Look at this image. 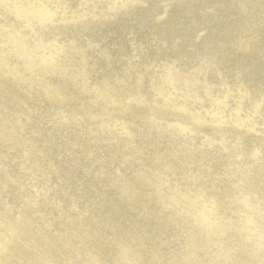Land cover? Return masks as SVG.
<instances>
[{
    "label": "rangeland",
    "instance_id": "rangeland-1",
    "mask_svg": "<svg viewBox=\"0 0 264 264\" xmlns=\"http://www.w3.org/2000/svg\"><path fill=\"white\" fill-rule=\"evenodd\" d=\"M15 1L52 15L26 27ZM74 4L89 7L77 21L60 12ZM0 23L36 55L55 47L70 73L92 56L87 88L38 64L34 91L0 88V264H264V151L222 129L264 135V0H3ZM71 36L78 47L60 52ZM147 57L203 84L184 93L155 77L156 88ZM135 78L136 92L120 90ZM49 95L65 97L59 114ZM143 102L188 113L197 130L149 119ZM246 192L261 210L234 200Z\"/></svg>",
    "mask_w": 264,
    "mask_h": 264
},
{
    "label": "bare ground",
    "instance_id": "bare-ground-1",
    "mask_svg": "<svg viewBox=\"0 0 264 264\" xmlns=\"http://www.w3.org/2000/svg\"><path fill=\"white\" fill-rule=\"evenodd\" d=\"M3 0H0V2ZM58 1V0H56ZM81 3V2H80ZM77 4H79V1L77 2ZM89 7H82V6H76V4L74 5H63L62 9H61V13H63V17L67 18L68 20L71 21H77L80 20L78 19L80 16H82V12L83 10H87ZM9 10V12H12L13 15H15L21 22L22 25L26 26V27H31V21L28 20V18L34 13L36 10L33 8L32 5H30L29 3L27 4H20L17 3V1H15V4L9 6L7 8ZM90 12H95L94 10H91ZM50 15H52V13L50 11L44 12V14H42L41 16H38V14H36L37 17L39 18H43V21L48 20L50 18ZM6 34V35H5ZM70 39H67L65 44H63L61 46V48H59L58 50L62 53L65 54V50L68 49H73V47H78L77 44L73 41L76 40V38H74L73 36L69 37ZM73 39V40H71ZM28 42H30V40H28L27 38H25L24 36H22L18 31H13L9 28L8 25H5L4 23H0V73L3 75V77L8 80V81H12L13 84H9L6 81H1L0 80V88L3 89V91L7 90L9 91V93L11 92V94H13V92L21 93L22 91L19 88H24L27 92L30 91H34L33 89V83L34 80L37 81L38 78H34V75L32 73L31 68H35L38 65H40V67L37 66V69L42 71L43 69L46 71H52L53 74H57L60 75L59 77L63 78L64 80L67 81H71V82H75L78 84L81 83H85V76H86V72L83 70V68H88L86 66L87 63H85V61L89 62V59H91L92 56L89 55V57L84 53L83 58H81L83 60V63L81 64V67H78V70L73 71L72 73H70L67 70V65L69 62H63V61H58L54 60L53 54L56 52L55 47H54V51L48 53L47 55L44 56H39L36 55L35 53H33L32 48L30 47V45L28 44ZM112 42H110L109 48H112ZM141 45V41L140 40H135L134 44L132 45V47H137L139 48ZM120 46H123V42H120ZM238 47L240 48V50L242 52H244L245 54L249 51H251L250 49V44H246L243 43L242 41L240 43H238ZM131 48V47H129ZM133 49V48H131ZM250 49V50H249ZM108 50V49H105ZM248 50V51H247ZM136 53L134 52H128L129 58H135L138 56L139 52L136 51ZM56 53H59L58 51ZM67 57V54L66 56ZM50 59L52 61H50ZM147 59H150V63L147 65L150 68H155V67H159L161 68V70H159V72H156L153 75V79H150V84L152 86H155L156 84V78H159L161 80V83L166 86L169 87L170 89L176 90V91H182L184 93L186 92H190L193 91L196 87L202 85L199 84L198 81H194L192 79H186L184 78V74L182 71H179V69L177 70L178 66L177 63L174 62V64L172 63H164L159 62L156 59L147 57ZM42 65H41V64ZM214 64V62H213ZM78 66V65H77ZM122 68H127L126 66H123ZM202 70V66L200 65L199 71ZM197 73H199L197 71ZM38 76V75H37ZM133 80V84L129 87H121V91H125L128 89V92H134L138 86H139V81L140 79H132ZM42 83V82H41ZM39 84V82L37 83ZM43 86L47 87L45 84L42 83ZM205 86H208L207 84H204ZM44 87V88H45ZM88 84H84V88H87ZM95 87V86H94ZM156 87V86H155ZM156 88H162V87H156ZM105 89H109V87H106ZM132 89V90H131ZM142 90V88H141ZM49 91V90H48ZM54 91L57 93L56 95H60V91L56 89H54ZM98 91V89H97ZM96 92V91H95ZM120 92V91H119ZM136 92V91H135ZM99 93V92H97ZM121 93V92H120ZM122 94V93H121ZM10 95V94H8ZM98 95V94H97ZM13 96V95H12ZM50 96V95H49ZM58 96H54L51 97V99L55 100L56 105H50L55 111V113L59 114L60 112V104L64 101L65 97H62L63 99L58 98ZM218 99L221 102V96H218ZM46 101V100H45ZM258 101L255 103V106L259 107ZM65 102L67 103H71V100H65ZM64 102V103H65ZM27 104V103H26ZM142 105V108H144L145 111L144 114L147 115V117L151 120L157 121V120H163L164 122L167 123H171L174 124L178 127L181 128H189L192 130H197L196 126L194 125L193 122H191L192 118L190 117V115L188 113H184L180 110H174V109H169V108H164L161 106H155V105H148L146 104V102L140 103ZM132 106V102H125V104L119 105V106ZM113 106L115 109H120V107L117 104L111 105ZM248 107V106H247ZM252 107V108H253ZM93 113V112H92ZM173 116L175 117H179L180 119H175ZM164 117V118H163ZM248 121V120H247ZM222 129L230 131L232 130V132L230 133V136L237 140L238 142L241 143H245V144H250L252 147H254L257 150L264 151V135L253 130L250 129L251 132H248L246 129H228V127H222ZM251 133V134H250ZM206 135L210 136L211 133L209 132H205ZM248 192L244 193V195H242L243 199L239 200V196L235 197V201H244L243 203L246 205H251L253 207L254 210L259 211L261 210L262 204L260 201H256V200H249L250 196L245 197V194H247ZM184 197H187V194H184ZM237 203V202H236ZM212 204L214 205L215 202H212ZM264 208V207H262ZM204 212V211H203ZM206 213H198L197 214V218L200 221L201 224L205 225L203 222H207L205 217L208 218V216H206ZM253 215V213L251 214ZM251 217V216H250ZM236 225H231V226H237ZM209 226L211 228L214 227V225L211 223V221L208 219V224L204 226V228H209ZM217 229V225L215 230ZM220 233L219 235L221 236V231L222 233L225 232L226 230L221 229V226L219 227ZM243 229V225L240 226L239 230ZM224 238H227V234L225 236H223ZM236 243L234 245V249L238 250L240 248L241 245V241L240 240H235ZM237 253V252H236ZM66 258H70V256H67ZM75 258V257H74ZM77 258V257H76ZM70 261V260H67ZM66 261V262H67ZM130 264H137V261H135V259L133 257L130 258ZM72 261L69 262V264H74L71 263ZM84 264H101L99 260H97V258H92V263L89 261H85Z\"/></svg>",
    "mask_w": 264,
    "mask_h": 264
}]
</instances>
